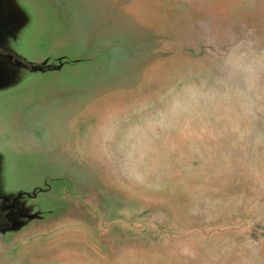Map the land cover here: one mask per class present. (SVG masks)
I'll use <instances>...</instances> for the list:
<instances>
[{
    "label": "rangeland",
    "instance_id": "rangeland-1",
    "mask_svg": "<svg viewBox=\"0 0 264 264\" xmlns=\"http://www.w3.org/2000/svg\"><path fill=\"white\" fill-rule=\"evenodd\" d=\"M31 2L59 69L0 107L44 188L0 264H264V0Z\"/></svg>",
    "mask_w": 264,
    "mask_h": 264
},
{
    "label": "water",
    "instance_id": "water-1",
    "mask_svg": "<svg viewBox=\"0 0 264 264\" xmlns=\"http://www.w3.org/2000/svg\"><path fill=\"white\" fill-rule=\"evenodd\" d=\"M35 6L31 0H0V107L26 95L59 69L49 57L40 59L41 54H35L41 49L42 32ZM4 135L0 127V234L20 231L39 217L43 202L35 203L33 199L44 192V188L30 185L28 170L19 176V187L13 185L12 175L19 168L20 154L3 141ZM5 169L10 170L8 182Z\"/></svg>",
    "mask_w": 264,
    "mask_h": 264
}]
</instances>
